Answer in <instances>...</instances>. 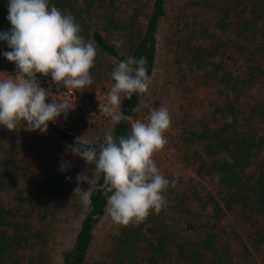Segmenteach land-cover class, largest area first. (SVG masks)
<instances>
[{"label":"trees","instance_id":"16d2710c","mask_svg":"<svg viewBox=\"0 0 264 264\" xmlns=\"http://www.w3.org/2000/svg\"><path fill=\"white\" fill-rule=\"evenodd\" d=\"M113 1L49 0V5L73 16L80 25V35L84 37L88 31L98 50L115 60L143 57L149 75L155 57V34L165 15V0H149L143 28L135 33L108 11ZM7 5L8 0H0V32L11 29ZM202 14L210 16L203 18ZM93 15L96 19L103 18L104 23L90 26ZM183 28L188 30L182 45L178 44L189 72L196 74L193 76L202 86L218 92L220 99L210 103L209 117L196 135L202 154L199 162L194 163L185 154L182 162L194 167L201 177L206 176L214 194L206 191L204 185L195 184L192 178L186 179L182 196L170 197L165 193L168 206L159 214L174 212L178 225L167 227L158 219V214L150 211L143 222L127 225L121 234L123 239L119 240L121 247L115 251L117 257L111 264H250V252L240 234L255 243L264 241V0H202L191 8L190 18L183 19ZM99 29L108 33L129 30L125 53L118 52ZM5 51L11 49L5 41H0V62L8 61L3 55ZM9 64L5 67L11 70ZM142 95L134 93L124 111L120 104L123 116L137 111L133 107ZM126 99L122 96L121 102ZM229 116L231 123L226 122ZM48 131L62 144H72L77 138L52 122L48 124ZM127 133L125 119L116 125L112 123L114 137L127 136ZM103 142L87 143L99 151ZM98 184H103L102 176ZM38 185L45 194L43 206L38 207L29 198L24 200L29 212V207L37 206L32 210V217L14 207L19 199L11 205L0 196V264H24L25 256L32 260L28 256L32 252L29 241L37 239L39 231L33 221L53 216L50 208L62 213L55 205L60 199L58 195L57 198L52 190L44 189H49L46 178L39 180ZM194 185L200 188L190 189ZM202 188L205 191L201 193ZM188 197L197 200V208L184 204ZM106 203L103 193L95 190L91 205H85L71 246L61 254V264L84 261L93 228L103 216ZM230 240L241 247V254L235 253L236 247L229 249Z\"/></svg>","mask_w":264,"mask_h":264},{"label":"rangeland","instance_id":"374dc122","mask_svg":"<svg viewBox=\"0 0 264 264\" xmlns=\"http://www.w3.org/2000/svg\"><path fill=\"white\" fill-rule=\"evenodd\" d=\"M197 1L165 0V15L160 19L155 34L156 49L148 75L150 77L149 90L133 107L134 110H141L163 105L169 111L171 125L167 131L170 137V149L153 159L166 178L169 180L177 178V186L175 188L169 186L166 192L170 197L174 194L182 196L181 189L186 186L188 178H192L195 184L204 185L206 191L214 194L212 184L207 177H201L195 173L194 167L186 166L182 162L184 154L189 156V159H194V163L199 162V156L202 154L200 155L199 152V140L196 135L201 130L202 122L209 117L210 103L220 99L218 92L210 87L202 86L198 82V78L195 80L193 75L196 74L189 72L185 63L186 58L183 59L182 50L178 44L179 42L182 45L186 30H188L183 28V19L190 18L191 8L202 0ZM74 4L79 5V2ZM148 8L149 0H114L109 5L108 11H112L115 18L122 19L125 22V28L127 29L129 25L130 31L135 33L136 31L140 32L143 28ZM95 16L91 17L90 26L104 23L103 18L96 19ZM202 16L206 18L210 14H202ZM99 31L118 52L125 53L124 46L128 45L127 37L128 33H131L129 30L124 32L116 30L109 33L102 29ZM86 33L84 34L85 40L91 41L88 31ZM95 48L97 55L94 67L90 69L93 83L83 89H78L86 93L109 91L114 83L111 73L119 62L99 51L96 46ZM8 63L6 60L0 62V77L8 74L13 75L16 71L15 64L12 62L9 64L12 67L11 70L6 69L5 66ZM44 78L51 82L50 76ZM53 84L63 86L62 83ZM52 123L77 137L83 136L85 142L104 140L105 134L112 132L110 118L105 119L104 117L98 118L91 127L84 126L81 119L65 118L63 114ZM62 160L71 165L65 172L60 171ZM89 169L94 170V165L90 166L86 161L66 152L65 144H62L49 131L43 134L39 130L29 132L24 128L9 131L0 126V196L2 200L13 205L15 199H19L15 202L17 205L14 207L20 208L21 213L32 217V210H36L37 206L29 207L31 210L29 212L25 207V202L29 198L36 201L38 207L43 206L45 194L38 185V181L46 178L49 189L44 188L45 191L51 192L52 190L56 197L58 195L60 199L55 201V205L59 209L57 211L64 212V214H58L50 208L49 212L53 216L33 221L34 227L39 230L38 238L30 239L32 252H28L30 249L27 246L26 255L29 253L28 256L32 260H28L25 256L24 264H61V254L71 246L72 238L85 208L80 198L73 196V189L77 183L76 177L78 173ZM69 176L71 177L70 181L67 179ZM81 187L86 189L88 185L84 183ZM192 188L199 189L200 186L194 185L190 187V189ZM205 190L202 188L201 193ZM22 198L23 203H21ZM181 198L177 197V199ZM186 200L185 205L197 208V200L192 197H188ZM163 216L164 219H162ZM158 219L162 220V223L167 227L178 225L176 220L178 216H175L174 212L158 214ZM126 227L114 223L105 207L103 216L93 228L92 240L81 264H111V260L117 257L115 251L121 247L119 240L123 239L121 234L126 231ZM240 236L250 252L252 260L250 264H264V241L255 243L253 240H248L243 234ZM228 244H230V250L236 247L235 253L241 254L240 246L235 245L232 240L228 241Z\"/></svg>","mask_w":264,"mask_h":264},{"label":"clouds","instance_id":"9594fccd","mask_svg":"<svg viewBox=\"0 0 264 264\" xmlns=\"http://www.w3.org/2000/svg\"><path fill=\"white\" fill-rule=\"evenodd\" d=\"M9 31L0 32L11 51L4 57L15 64V74L0 77V126L9 131H48L49 122L67 113L73 107L66 101L51 99L49 89L41 87L37 74L51 77V82L67 89H83L93 83L90 69L94 67L96 48L80 35L81 28L71 15L50 6L49 0H8ZM114 83L107 92V103L99 110L113 125L124 119L119 110L121 97L149 90L150 77L145 60L129 56L119 61L111 73ZM231 123V117L226 118ZM171 125L169 111L163 105L154 107L145 121L135 120L130 134L114 137L105 134L99 151L82 137L65 144V151L94 165V170L77 174L73 196L83 205H91V196L99 190L106 197V211L119 225L139 224L154 211L159 214L168 206L165 196L169 186H177V178L169 180L153 159L155 153L167 145L166 131ZM71 165L61 162L60 171ZM103 177V184L98 178ZM219 180V177H215ZM70 181L71 177H67ZM87 183L86 189L81 185ZM110 194V195H109Z\"/></svg>","mask_w":264,"mask_h":264},{"label":"built area","instance_id":"2783aa9c","mask_svg":"<svg viewBox=\"0 0 264 264\" xmlns=\"http://www.w3.org/2000/svg\"><path fill=\"white\" fill-rule=\"evenodd\" d=\"M37 80L39 81L41 87L45 88L46 90L49 89L50 97L46 100V103H50L51 99L57 101L66 100L73 107L67 113V117L81 119V121L84 123V126L89 127L93 125V123L101 117H104L105 119L109 118L106 117L101 110H99V106L102 109V107L107 103L108 91L86 93L78 89H67L64 86L54 85L48 81V79L40 75H37ZM152 108L154 107L137 110L124 115V119L128 125L127 135L130 134L131 123L135 120L145 121ZM165 137L168 140L167 145L162 151L155 153L153 157H159L162 155V153L169 151L170 137L168 135V131H166Z\"/></svg>","mask_w":264,"mask_h":264},{"label":"water","instance_id":"95a60500","mask_svg":"<svg viewBox=\"0 0 264 264\" xmlns=\"http://www.w3.org/2000/svg\"><path fill=\"white\" fill-rule=\"evenodd\" d=\"M129 105V99L123 100L121 102V110L124 111Z\"/></svg>","mask_w":264,"mask_h":264}]
</instances>
